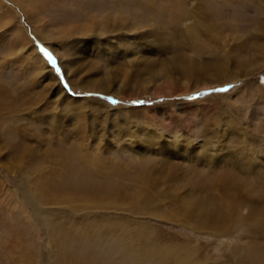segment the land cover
Listing matches in <instances>:
<instances>
[{
  "label": "rangeland",
  "instance_id": "rangeland-1",
  "mask_svg": "<svg viewBox=\"0 0 264 264\" xmlns=\"http://www.w3.org/2000/svg\"><path fill=\"white\" fill-rule=\"evenodd\" d=\"M261 2L0 0V264H264Z\"/></svg>",
  "mask_w": 264,
  "mask_h": 264
},
{
  "label": "bare ground",
  "instance_id": "bare-ground-1",
  "mask_svg": "<svg viewBox=\"0 0 264 264\" xmlns=\"http://www.w3.org/2000/svg\"><path fill=\"white\" fill-rule=\"evenodd\" d=\"M264 1V0H263ZM262 3V2H261ZM263 4V9H264V3H262ZM260 24H259V26H258V30H261V31H263V33H262V35L259 37L260 39H263V41H264V18H263V20H261L260 22H259ZM257 44V47L258 46H260L259 48H258V51H259V58L260 59H262L263 61H264V43H262V44H258V43H256ZM48 71V70H47ZM49 74V73H48ZM230 78H234L233 80H235V77H231L230 76ZM107 85H103V88H100V91H102V93H103V91H106V89H107ZM3 105V103L2 102H0V105ZM5 105H6V103H4ZM3 117H6V118H8V115H7V113H6V110H4V111H2V112H0V118H3ZM5 118V119H6ZM5 119H2V120H5ZM2 120H1V122H2ZM86 160H88V161H90V159H86ZM242 161H243V164H249V162L247 163H245V159L243 160L242 159ZM251 163V162H250ZM240 165H242V164H240ZM241 171H243V168H244V166L242 165L241 167ZM245 169V168H244ZM246 170V169H245ZM244 172H246V171H244ZM243 172V173H244ZM239 173V172H238ZM245 174V173H244ZM232 196H234V195H232ZM232 196H230V197H232ZM231 200V198H229V200L226 202V203H228V205H227V208H226V210L223 212V214H222V218H224L225 220L227 219V220H229V221H232L233 220V218H234V215H235V212L236 211H238V209H237V205H236V202H235V198H233L232 197V200ZM249 200V199H248ZM251 200H252V202H256L255 200H253L252 198H251ZM250 201V200H249ZM240 202V201H239ZM248 202V201H247ZM255 205V204H254ZM260 211H259V213H256L255 214V216H259V219L261 220V221H263L264 220V208H261V209H259ZM234 213V215H232ZM220 218V217H219ZM241 218V217H240ZM225 220H222V222L223 221H225ZM260 222V221H259ZM261 223V222H260ZM261 224H263V222L261 223ZM257 225V224H256ZM252 229V228H251ZM133 239V238H132ZM135 250H136V252H140L141 250H140V248L139 247H137V249L135 248ZM166 251H167V253L169 254V255H171V254H173V256L176 254V256L178 255V257H179V254H182V252H181V250H173L172 248H170V247H167L166 248ZM174 251H176V252H174ZM178 261H181V262H184V263H187V264H192L193 263V261L192 260H190L189 259V257H187V258H185V259H180V260H178Z\"/></svg>",
  "mask_w": 264,
  "mask_h": 264
},
{
  "label": "snow or ice",
  "instance_id": "snow-or-ice-1",
  "mask_svg": "<svg viewBox=\"0 0 264 264\" xmlns=\"http://www.w3.org/2000/svg\"><path fill=\"white\" fill-rule=\"evenodd\" d=\"M41 51L44 53V55L47 57L49 63H51L52 65L56 64V59L55 57L52 56L51 53L48 52L47 49L41 48ZM228 87L231 86H227L224 88H216V89H211V92H225L228 90ZM207 93H198L197 96H203L206 95ZM196 97H189L188 99H195ZM106 99H111V98H106ZM113 103H115L116 101H112ZM139 103H143V101H139Z\"/></svg>",
  "mask_w": 264,
  "mask_h": 264
}]
</instances>
